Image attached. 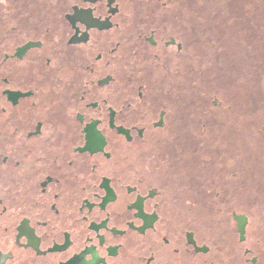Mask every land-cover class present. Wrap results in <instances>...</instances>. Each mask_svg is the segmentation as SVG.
Instances as JSON below:
<instances>
[{
	"label": "flooded vegetation",
	"instance_id": "flooded-vegetation-1",
	"mask_svg": "<svg viewBox=\"0 0 264 264\" xmlns=\"http://www.w3.org/2000/svg\"><path fill=\"white\" fill-rule=\"evenodd\" d=\"M208 1L0 0V264H264L185 83Z\"/></svg>",
	"mask_w": 264,
	"mask_h": 264
},
{
	"label": "rangeland",
	"instance_id": "rangeland-1",
	"mask_svg": "<svg viewBox=\"0 0 264 264\" xmlns=\"http://www.w3.org/2000/svg\"><path fill=\"white\" fill-rule=\"evenodd\" d=\"M206 12L210 57L202 78L185 83L194 106L210 107L217 98L215 117H206L208 134L218 136L223 168L245 177L239 209L261 218L264 228V0H209Z\"/></svg>",
	"mask_w": 264,
	"mask_h": 264
},
{
	"label": "water",
	"instance_id": "water-1",
	"mask_svg": "<svg viewBox=\"0 0 264 264\" xmlns=\"http://www.w3.org/2000/svg\"><path fill=\"white\" fill-rule=\"evenodd\" d=\"M236 220L238 222L239 231L243 232L245 228V216L243 215H235Z\"/></svg>",
	"mask_w": 264,
	"mask_h": 264
}]
</instances>
